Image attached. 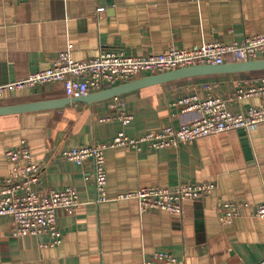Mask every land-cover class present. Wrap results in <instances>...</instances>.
I'll return each mask as SVG.
<instances>
[{"label": "crops", "instance_id": "crops-1", "mask_svg": "<svg viewBox=\"0 0 264 264\" xmlns=\"http://www.w3.org/2000/svg\"><path fill=\"white\" fill-rule=\"evenodd\" d=\"M261 33L264 0H0V85L49 68L69 46L75 60H85L102 51L161 54ZM263 79L264 70L210 74L90 103L0 115V191L13 168L5 152L24 143L42 166L37 192L72 187L80 201L73 214L57 210L62 241L49 247L41 243L48 236L12 237V217L1 216L0 264H147L158 250L175 261L157 264L260 262L264 218L251 213L264 202V122L176 147L108 148L103 203L95 202L92 165L66 160L62 152L108 142L120 132L139 137L169 125L179 128L197 115L173 103L193 94L225 99L233 113L263 106L258 95L237 97L238 89L260 86ZM61 98H68L61 84L49 83L8 91L0 106ZM122 112L133 116L127 124L118 118ZM196 183L215 188L200 200H186L180 214L141 212L137 199L119 198L146 186ZM231 202L248 206L224 221L221 207Z\"/></svg>", "mask_w": 264, "mask_h": 264}, {"label": "built area", "instance_id": "built-area-1", "mask_svg": "<svg viewBox=\"0 0 264 264\" xmlns=\"http://www.w3.org/2000/svg\"><path fill=\"white\" fill-rule=\"evenodd\" d=\"M262 54L264 33L245 35L241 41L233 43L214 40L191 49L172 47L161 54L128 55L119 51H102L85 60H75L69 46L58 53L49 68L33 72L24 79L0 85V97L8 91L49 83L61 84L67 97H80L131 81L143 74L163 73L201 64L221 65L256 60ZM262 82L260 86L238 89L237 97L258 95L264 104V79ZM173 105L179 106L182 112L193 111L197 116L179 128L169 125L160 131L139 137H130L120 132L108 142L82 145L62 152V157L66 160L79 165H92L96 203L108 201L105 157L108 148L129 146L140 151L143 146L151 149L176 147L182 142L193 143L207 135H217L236 128L248 129L264 122V105L250 106L246 112L233 113L228 108L227 100L220 97L203 100L197 94L181 97ZM118 118L127 124L133 116L122 112ZM5 156L13 164V168L0 191V217H12L10 235L14 238L24 235L41 238L48 236V240H42L43 246L60 244L62 233L57 221V210L63 208L68 214L75 213L80 205L78 191L68 187L62 191L51 190L47 194H39L35 186L39 183L42 166L33 160L30 149L24 143L8 148ZM214 188L215 184L211 183L178 185L173 188L146 186L134 192L123 193L119 198L137 199L141 212L164 210L180 214L186 200H200L212 193ZM245 206L248 204L243 202L225 203L221 207L222 220L240 215L241 208ZM251 214L264 218V202L257 205ZM158 261H175V258L167 251L158 250L152 254L147 264H157ZM256 264H264V259Z\"/></svg>", "mask_w": 264, "mask_h": 264}, {"label": "water", "instance_id": "water-1", "mask_svg": "<svg viewBox=\"0 0 264 264\" xmlns=\"http://www.w3.org/2000/svg\"><path fill=\"white\" fill-rule=\"evenodd\" d=\"M264 70V59H256L243 62L224 63L221 65L201 64L175 70L146 75L131 81L80 97H68L61 99H48L44 101L22 103L16 105L0 106V115L24 113L35 110L56 109L69 103L91 102L92 100L121 96L145 87L164 84L182 78L198 77L219 73H236L242 71Z\"/></svg>", "mask_w": 264, "mask_h": 264}]
</instances>
